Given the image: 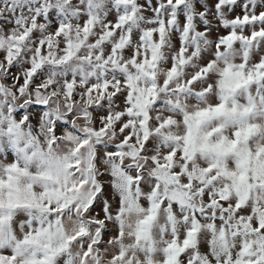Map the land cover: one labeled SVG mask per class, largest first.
<instances>
[{"label": "snow or ice", "instance_id": "snow-or-ice-1", "mask_svg": "<svg viewBox=\"0 0 264 264\" xmlns=\"http://www.w3.org/2000/svg\"><path fill=\"white\" fill-rule=\"evenodd\" d=\"M0 264H264V0H0Z\"/></svg>", "mask_w": 264, "mask_h": 264}]
</instances>
